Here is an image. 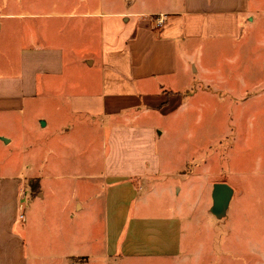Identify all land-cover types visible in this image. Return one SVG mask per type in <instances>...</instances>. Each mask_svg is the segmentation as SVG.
<instances>
[{"label": "crops", "instance_id": "crops-1", "mask_svg": "<svg viewBox=\"0 0 264 264\" xmlns=\"http://www.w3.org/2000/svg\"><path fill=\"white\" fill-rule=\"evenodd\" d=\"M131 1L127 13L106 15L26 13L22 0L0 1V148L10 146L13 135L23 132L26 104H34L44 93L51 96L39 100L50 97L54 110L78 120L61 126L62 134L89 128L108 142L99 157L91 146L52 147L51 141L50 158L39 162L41 168L35 162L26 164L24 151L18 161L12 151L4 150L0 158V264L88 262L81 248L88 244L91 230L97 229L96 220L87 219L96 210L104 214L103 256L176 258L180 254L178 218L141 216L132 210L139 199L137 186L160 174L156 132L160 136L162 132L157 130V120L148 124L125 120L159 118L182 109L186 98L177 87L188 84L197 72L196 68L191 71L193 50L200 43L238 39L242 19L250 21L253 11L264 9V0ZM120 17H126L127 23L130 18L136 20L126 47L109 51L106 64L110 69L104 59L96 66L97 59L82 52L74 68L80 75L69 73L64 27L58 28L56 19L91 22L96 32L105 25L102 19ZM156 18L163 20L161 27L155 26ZM38 121L44 125L37 124V129L46 130L48 122L42 117ZM33 149L37 156L41 146ZM99 169L98 175L94 173ZM67 170L84 175L69 176ZM98 185L105 191L99 193ZM97 241L91 240L93 245Z\"/></svg>", "mask_w": 264, "mask_h": 264}, {"label": "rangeland", "instance_id": "rangeland-1", "mask_svg": "<svg viewBox=\"0 0 264 264\" xmlns=\"http://www.w3.org/2000/svg\"><path fill=\"white\" fill-rule=\"evenodd\" d=\"M22 1L26 13L61 15L127 13V6L132 2ZM28 4L34 8L27 7ZM252 15L250 21L253 22L242 19L243 27L235 41L200 43V48L193 50L191 71L196 68L197 72L188 84L175 86L183 99L186 98L182 109L159 118L152 115L135 121L125 120L131 124L157 120V130L162 132V136L156 132V151L162 164L160 174L137 186L139 199L132 210L141 216L178 218L180 254L176 258L103 256L104 214L96 210L87 217L96 220L97 229L91 230L88 244L81 248L88 256V262L82 264H264V9L253 11ZM125 19H102L105 25L102 31L97 28L96 32L91 22L87 25L81 20L56 19L58 28L64 27L62 39L68 46L67 71L80 75L81 71H74V68L82 52L96 58V66L104 59L105 67L110 69L106 64L109 51L126 47L136 20L130 18L127 23ZM86 27L89 28L87 32L80 31ZM180 66H184L183 59H180ZM69 79L72 76L68 74ZM94 82L98 86L99 83ZM44 95L51 96L44 93L34 104H26L24 130L13 135L10 146L0 148V158L6 153L4 150H8L13 152L14 159L17 155L19 161L24 151L23 161L26 164L35 162L41 168L39 162L50 158L51 141L52 147L91 146L92 152L95 149L100 157L102 149L108 148L107 137L102 138L98 131L89 128L62 134L61 126L78 120L69 119L65 111L54 110L56 106L53 108L49 104L50 97L39 100ZM60 95L65 98L64 94ZM38 117L48 122L46 130L37 129V124L42 125L36 122ZM37 145L41 146V151L34 156L33 147ZM94 173L98 175L100 169ZM92 174L93 170H89L88 175ZM67 175L84 173L73 174L72 170H67ZM217 183L227 184L233 190L227 215L220 220L209 212L212 186ZM96 189L99 193L105 191L100 185ZM125 229L127 232L128 227ZM123 235L118 240L119 248ZM93 237L97 238L98 247L91 242ZM72 248L80 249V246Z\"/></svg>", "mask_w": 264, "mask_h": 264}, {"label": "water", "instance_id": "water-1", "mask_svg": "<svg viewBox=\"0 0 264 264\" xmlns=\"http://www.w3.org/2000/svg\"><path fill=\"white\" fill-rule=\"evenodd\" d=\"M44 125V123H42ZM233 196V190L224 183H217L212 186L211 190V207L209 212L216 219L220 220L226 217L229 204Z\"/></svg>", "mask_w": 264, "mask_h": 264}, {"label": "built area", "instance_id": "built-area-1", "mask_svg": "<svg viewBox=\"0 0 264 264\" xmlns=\"http://www.w3.org/2000/svg\"><path fill=\"white\" fill-rule=\"evenodd\" d=\"M154 22L156 27H161L163 25V20L161 18H156Z\"/></svg>", "mask_w": 264, "mask_h": 264}]
</instances>
